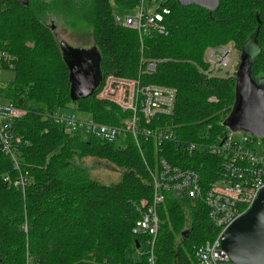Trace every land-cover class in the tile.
Listing matches in <instances>:
<instances>
[{
	"label": "trees",
	"instance_id": "obj_1",
	"mask_svg": "<svg viewBox=\"0 0 264 264\" xmlns=\"http://www.w3.org/2000/svg\"><path fill=\"white\" fill-rule=\"evenodd\" d=\"M140 1L0 0V50L14 57V79L0 83V101L27 111L13 124L19 143L10 153L0 148V264H142L136 244L143 237L132 229L140 202L151 203V173L160 169V159L196 172L203 189L217 177L219 159L203 147L223 138L222 122L235 100L236 71L207 74L204 52L229 42L241 52L253 40L259 51L250 74L264 80V0H219L212 12L158 0L157 10H168L167 34L153 33L142 41L135 30L115 21L112 9L113 3L131 10ZM50 19L67 26L68 38L77 44L73 47H96L103 78L113 74L175 88L173 114L146 127L170 125L176 140L156 146L142 137L139 147L131 137L124 145L94 137L83 141L54 124L48 115L70 102L109 125L121 124L129 113L98 99L100 85L87 97L70 99L69 70ZM151 60L156 66L148 71ZM190 143L202 147L190 152ZM88 157L122 169L121 179L111 184L95 180L78 164ZM19 178L23 186L15 184ZM156 210L157 264H197L193 246L213 241L219 232L206 205L167 191Z\"/></svg>",
	"mask_w": 264,
	"mask_h": 264
},
{
	"label": "built area",
	"instance_id": "obj_2",
	"mask_svg": "<svg viewBox=\"0 0 264 264\" xmlns=\"http://www.w3.org/2000/svg\"><path fill=\"white\" fill-rule=\"evenodd\" d=\"M153 3L155 1H149ZM144 0L136 7L133 14L123 16L118 24L133 29L138 33L140 41L153 33L166 35L164 15L166 8L146 10ZM228 46L209 47L206 51L207 74L216 75L219 70H226L231 65ZM156 62L151 60L147 70L155 69ZM14 57L7 51L0 50V71H13ZM229 70V69H228ZM227 70V71H228ZM225 72V71H224ZM222 73L221 76H229ZM97 98L118 106L122 112L129 113L119 125L99 123L89 115L84 119L77 110H57L48 115L56 125L65 128L71 135L83 130L91 137L104 142L124 145L128 137L133 138L139 147L140 138H151L156 146L165 140L174 141L176 136L173 127L156 124L155 128L146 127L151 121H158L161 116L173 114L176 100V89L168 86L146 84L138 79L106 75L100 84ZM27 111L11 102L0 101V148L6 153L20 137L13 124L26 115ZM225 120V119H224ZM224 122V121H223ZM222 122V124H223ZM223 138L219 143L206 144L211 155L219 159L217 177L210 181L205 189L200 186L199 175L190 169L173 167L160 159V169L152 175L153 194L151 203L140 202V217L132 229L136 236H142L143 242L136 249L142 264H157L155 245L158 233L159 217L157 207L163 202L164 192L187 195L191 199L201 200L208 208V217L219 232L213 241H205L193 246V256L197 264H233L220 246L222 232L236 218L244 214L264 188V142L262 138L252 136L248 132L232 131L225 126ZM202 147L201 144L190 143L186 149L190 152ZM23 186L21 178L15 182ZM135 264V263H133Z\"/></svg>",
	"mask_w": 264,
	"mask_h": 264
},
{
	"label": "water",
	"instance_id": "obj_3",
	"mask_svg": "<svg viewBox=\"0 0 264 264\" xmlns=\"http://www.w3.org/2000/svg\"><path fill=\"white\" fill-rule=\"evenodd\" d=\"M176 1L179 5H197L209 12L219 4V0ZM250 42L244 44L240 52L235 74V100L223 124L232 131L241 130L264 139V83L250 74L253 60L251 50H247ZM59 46L69 70L70 99L75 101L91 95L103 79L96 47L77 48L65 41H60ZM220 246L233 264H264V188L250 208L222 232Z\"/></svg>",
	"mask_w": 264,
	"mask_h": 264
},
{
	"label": "rangeland",
	"instance_id": "obj_4",
	"mask_svg": "<svg viewBox=\"0 0 264 264\" xmlns=\"http://www.w3.org/2000/svg\"><path fill=\"white\" fill-rule=\"evenodd\" d=\"M142 1L143 0H141L139 2V4ZM150 1H155V2L150 3L149 0H144V4H145L144 6H145L146 10L153 9L156 6V4H158L159 2H162V1H158V0H150ZM139 4L135 5V7L133 9H131V10L122 11L115 4L112 3L114 19H116L115 16H117L120 20H122L123 16L128 15V14H133L135 9H136V7ZM48 23L51 24L52 26H54V29H55L54 32L56 33V37H57L58 42L65 41L67 44H69L71 46H77V44H74L72 42V40L70 38H68L67 30H65V28L67 27L66 25L62 24L59 21L51 20V19L48 21ZM91 46H92V43H90L87 48H89ZM221 46H228V48L230 50V53H231L230 54L231 55V65L226 70H223V69L219 70L218 73L216 74V75H219V76H221L222 73H225V75H227V73L235 72L236 69H237V65H238L239 59H240V51L233 45V43L229 42V43H227L225 45H221ZM208 48H206V50L204 52V61H205V63H206V51H207ZM245 49H246V47H245ZM248 49L251 50L252 58H254L256 56V54L258 53V51H259L257 44L253 40H251L250 44L247 45V50ZM208 68H209V65H208ZM13 79H14V74H13L12 71H9V70L0 71V83L1 82H10ZM262 82L264 83L263 80H262ZM67 108L69 110H73V109L77 110L80 115H83L81 117L82 119H84V117L87 115L85 112L84 113L81 112L77 108V105L75 103H72V102L68 103L66 105V107L60 108L58 110L59 111L60 110H66ZM76 134L78 136H80V138L83 141H88L91 138V136L87 132H85L83 130L77 131ZM78 161H79L78 164L80 163L82 166H84L90 172L91 176L95 180H98L100 183L111 184V183H116V182H118L121 179L123 170L118 168V167H116V166H114L113 164H111V163H109V162H107L105 160H99V159L88 157V158H85L83 160H78ZM185 211H186V214H185V219H186L185 220V222H186L185 227L188 228L189 225H190V218H189V213L190 212H189L188 208Z\"/></svg>",
	"mask_w": 264,
	"mask_h": 264
}]
</instances>
